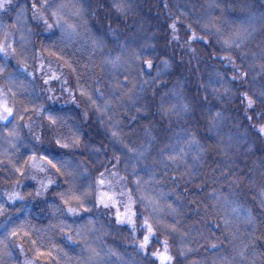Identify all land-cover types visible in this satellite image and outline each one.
<instances>
[{"label": "trees", "instance_id": "trees-1", "mask_svg": "<svg viewBox=\"0 0 264 264\" xmlns=\"http://www.w3.org/2000/svg\"><path fill=\"white\" fill-rule=\"evenodd\" d=\"M2 2L0 46L12 48L0 51V140L11 144L0 165V264H83L91 245L111 264H157L156 240L174 264H264V99L253 79L264 0ZM248 15L257 36L244 41ZM176 94L182 111L168 106ZM92 103L125 125L122 112L134 114L122 135L153 132L149 156L169 147L154 182L138 187L158 198L154 210ZM187 143L193 169L177 161Z\"/></svg>", "mask_w": 264, "mask_h": 264}, {"label": "rangeland", "instance_id": "rangeland-1", "mask_svg": "<svg viewBox=\"0 0 264 264\" xmlns=\"http://www.w3.org/2000/svg\"><path fill=\"white\" fill-rule=\"evenodd\" d=\"M2 1L4 0H0V3H2L0 5V11L4 12V6H3ZM66 3H68V0ZM180 4L181 3L178 2L176 5L179 6ZM52 9L53 8L51 7V11ZM60 13L61 11L59 10V14ZM55 14H57V12H55ZM53 18L61 29H65L64 28L65 26L60 21L59 15L58 16L54 15ZM250 18H251L250 15L246 17L248 21H246V24L243 27L244 28L243 32H245L246 34L245 35L242 34L241 38H243L244 41H245V38H247V40H250V39L252 40L257 36L256 35L257 31H255V25H254V22L257 23L256 22L257 20L256 21L254 20L253 15H252V19ZM243 40H240V42L243 43ZM259 43H260V48H262L264 46V39L259 41ZM2 45L0 46L1 52L3 51L4 48H12V46L10 45L3 46V47ZM139 47H142V46H139ZM117 58H120V55H118ZM254 59L256 60V62L253 64V72H254L253 79L256 80L257 83L259 84V88L256 93L258 97L264 99V56L262 54H256L254 55ZM260 61L263 63V64L261 63L263 67L258 66V64H260ZM120 62H118L117 64H114L111 67L110 75L113 76L115 73H119L120 71H123L122 68L124 67V64L123 63L119 64ZM126 62L127 60H125V63ZM48 77L46 78V80L49 81L48 84L51 85L50 78ZM209 82L211 84H215L217 82L216 77L214 76L210 77ZM138 91L139 89L136 90V86H134L133 89L130 91V98L124 101V104H126V106L128 107V110H130L131 107H134L133 104L137 102L136 100L140 97V94L138 93ZM1 94H2V90H0V97H1ZM167 101L169 102L168 106L170 107L175 106V109L177 111H182L183 107L185 108L180 94H176V98L174 99V101L169 100V98ZM1 107L4 109L5 115H6V110L8 108V103L6 100L1 101ZM89 108L93 112H97V116H99V121H100L102 130L108 137L109 145L111 146L113 151L116 153V156H117L116 159L120 162L124 171L128 173L129 176H131L130 181L132 182L134 187L137 188L139 197L142 199L143 203L145 204V207L149 208L151 211L154 210L155 203H160L158 198H156V196L148 194L149 191H151L150 189L145 193V192H142V190H139L138 187H148L150 184L154 182L153 178L155 176V173L157 172V169L160 167L161 163H163L162 161L164 160V157L167 155L169 147L166 145H163L160 148V155H162L161 160H158L155 156V155H158V153L154 154V156L153 155L149 156V151L151 150L152 146L155 144L153 137H152L153 132L151 136V133L148 131V129L142 128V131L136 134H134L133 132V133L127 134L126 136L122 135L123 126H129L137 122V118L134 116V114H132L129 111L122 112V113L127 114L129 118L131 119V122L125 125L120 118H119L120 120L119 121L115 115L111 116L110 114H107L105 111H103V105L95 106V104L92 103L90 104ZM9 120H11V115L8 117V121ZM261 133L264 134V129L261 130ZM8 145L11 146L8 140L6 141L0 140V165L3 169H6V167H9L10 160H11V151L8 152ZM173 147L174 145L170 148L172 149ZM178 155L179 157L177 161L182 163L180 164L182 167L186 166L187 168H189L192 162V169L194 168L197 162V158H195V150H194L193 145H191L190 143H187L185 147H182L180 149ZM156 162H161V163L154 165L153 163H156ZM76 175H79V177L83 178V177H87L88 173L86 171H81L79 174L77 172ZM121 178L115 177L114 178L115 183L116 185H118L117 188L119 186L122 187L121 188L122 190L120 191L122 192L121 195L124 197H128L130 196V194L128 190L124 189L125 183L123 182L126 180L123 177ZM120 179L123 181L121 182L117 181ZM143 179H144V182L143 184L140 185V182ZM165 197L167 198V200L170 198L169 195H165ZM173 201H174L173 206L175 207L176 201L175 200ZM149 242H151V240L147 242V245ZM152 242H155V241L152 240ZM156 242L160 243V248L156 251L157 264H174V259L171 256L172 251L170 250L172 248L168 244L163 245V241L156 240ZM86 256H87V261L84 262L83 264H111L113 261V259L109 256L107 252L102 251V249L96 245H91L87 249Z\"/></svg>", "mask_w": 264, "mask_h": 264}]
</instances>
